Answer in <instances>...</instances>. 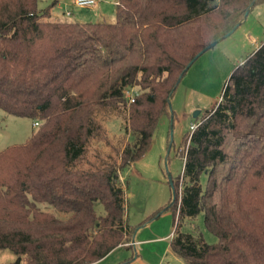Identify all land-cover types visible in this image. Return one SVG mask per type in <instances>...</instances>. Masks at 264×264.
Returning <instances> with one entry per match:
<instances>
[{
  "label": "trees",
  "instance_id": "1",
  "mask_svg": "<svg viewBox=\"0 0 264 264\" xmlns=\"http://www.w3.org/2000/svg\"><path fill=\"white\" fill-rule=\"evenodd\" d=\"M253 1L116 0L113 22H71L50 20L38 0H0V109L38 123L0 151V251L15 255L0 264H92L130 246L137 227L125 223L119 173L170 118L188 63L235 30ZM120 108L127 143L118 163L78 168L96 113ZM196 124L172 180L169 249L183 264H264V41ZM198 215L216 243L182 230Z\"/></svg>",
  "mask_w": 264,
  "mask_h": 264
},
{
  "label": "rangeland",
  "instance_id": "2",
  "mask_svg": "<svg viewBox=\"0 0 264 264\" xmlns=\"http://www.w3.org/2000/svg\"><path fill=\"white\" fill-rule=\"evenodd\" d=\"M110 1L102 0L100 6L112 15L115 6ZM38 7L53 8L62 16L61 21L97 20L88 17L92 7L78 8L71 0H38ZM66 12L70 14L67 16ZM107 18L114 21V17ZM255 41H264V0L252 7L228 37L206 50L188 67L170 97L172 118L160 121L147 151L119 173L124 191L125 223L131 228L139 227L134 237L137 243L133 246L130 241V246H118L92 264H183L169 249L168 235L176 226L174 209L168 207L173 200L169 175L175 180L182 174L183 135L190 132V124L196 123L217 104L231 72L255 49ZM197 111L199 114L194 118ZM126 120L127 112L123 108L98 111L95 121L99 129L87 145L78 168L94 170L118 163L119 154L127 143L123 130ZM35 129L31 119L13 116L0 109V151L23 144ZM94 209L99 215L103 212L100 203H96ZM157 211L160 212L156 216L146 219ZM184 224L183 231L201 233L208 244L217 242V238L206 230L201 215ZM14 259L15 255L9 250L0 251V263Z\"/></svg>",
  "mask_w": 264,
  "mask_h": 264
},
{
  "label": "crops",
  "instance_id": "3",
  "mask_svg": "<svg viewBox=\"0 0 264 264\" xmlns=\"http://www.w3.org/2000/svg\"><path fill=\"white\" fill-rule=\"evenodd\" d=\"M71 1H73V0H71ZM101 1L102 0H98L97 2H96V4H95V6H93L92 8H91V10L93 9V11H92V13L90 14V15H88V17H90V18H93V19H97V20H95V21H102V22H111V20H110V18H107V17H114L115 16V9L113 10V14L111 15V13L109 14V12H106V8H102L101 6H100V3H101ZM110 1V0H109ZM110 3H113V5L114 6H116V0H112V2L110 1ZM46 8H48V10H49V19L50 20H62L61 18H62V16L61 15H58V14H56L55 12H54V10H53V8H51V7H46ZM43 9V8H42ZM97 9V10H96ZM66 15V14H65ZM108 15V16H107ZM68 16V15H67ZM80 22V21H79ZM256 43H255V49H257L258 48V46L263 42H257V41H255ZM254 49V50H255ZM253 50V51H254ZM252 51V52H253ZM251 52V53H252ZM250 53V54H251ZM242 63V62H241ZM138 230H139V227L138 228H136V230L134 231V233H133V235H132V238H131V243L130 244H132L133 246H134V244L135 243H137L136 241H135V235H136V233L138 232ZM172 233L173 232H171L168 236H169V240H170V238L172 237Z\"/></svg>",
  "mask_w": 264,
  "mask_h": 264
},
{
  "label": "built area",
  "instance_id": "4",
  "mask_svg": "<svg viewBox=\"0 0 264 264\" xmlns=\"http://www.w3.org/2000/svg\"><path fill=\"white\" fill-rule=\"evenodd\" d=\"M72 2H73V5L78 8H91L95 6L97 0H73ZM69 14H70L69 12H66V15H69ZM124 95L128 103H133L134 99L139 95V92L135 87H130L124 91ZM37 125H38L37 122L33 123V126L37 127ZM196 126H197L196 123L190 124L189 126L190 133H192L195 130ZM161 264H164V263H161Z\"/></svg>",
  "mask_w": 264,
  "mask_h": 264
},
{
  "label": "water",
  "instance_id": "5",
  "mask_svg": "<svg viewBox=\"0 0 264 264\" xmlns=\"http://www.w3.org/2000/svg\"><path fill=\"white\" fill-rule=\"evenodd\" d=\"M255 1H256V0H255ZM255 1H253V2L250 4V6H249V8H248L246 14H248L249 11L252 9V7H253ZM243 20H244V19H242V20L240 21V23H241ZM240 23H239V24H240ZM233 31H234V29H232L231 31H229V32H228L227 34H225L222 38H220V39H218V40H216V41H213V42L210 43L207 47H205V48L202 49L199 53H197V54L195 55V57H194V58L188 63V65L186 66L185 70H186V69H187V68L193 63V61L196 60L201 54H203L206 50L212 48L215 44H217V43H218L219 41H221L222 39L228 37ZM185 70H184V71H185ZM170 97H171V94L169 95L168 107H169V112H170V118H172V112H171V106H170ZM198 114H199V111L195 112L194 115H193V117L196 118ZM153 137H154V136H153ZM153 137H152V138H153ZM169 184L172 186V179H170V175H169ZM173 198H174V192H173Z\"/></svg>",
  "mask_w": 264,
  "mask_h": 264
}]
</instances>
